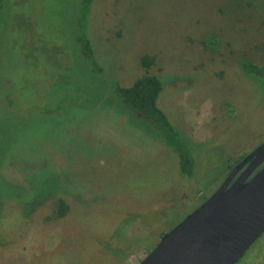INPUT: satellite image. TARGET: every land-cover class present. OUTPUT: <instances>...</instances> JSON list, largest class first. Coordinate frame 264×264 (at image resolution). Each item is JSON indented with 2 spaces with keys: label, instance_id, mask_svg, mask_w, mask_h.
<instances>
[{
  "label": "rangeland",
  "instance_id": "374dc122",
  "mask_svg": "<svg viewBox=\"0 0 264 264\" xmlns=\"http://www.w3.org/2000/svg\"><path fill=\"white\" fill-rule=\"evenodd\" d=\"M79 1L0 0L2 264H138L264 142V79L241 68L264 65V0H93L101 72L76 41ZM144 53L191 176L110 88L147 72ZM55 189L70 211L46 219ZM235 264H264V232Z\"/></svg>",
  "mask_w": 264,
  "mask_h": 264
},
{
  "label": "water",
  "instance_id": "95a60500",
  "mask_svg": "<svg viewBox=\"0 0 264 264\" xmlns=\"http://www.w3.org/2000/svg\"><path fill=\"white\" fill-rule=\"evenodd\" d=\"M262 162L264 142L138 264H235L264 232V165L248 179Z\"/></svg>",
  "mask_w": 264,
  "mask_h": 264
},
{
  "label": "trees",
  "instance_id": "16d2710c",
  "mask_svg": "<svg viewBox=\"0 0 264 264\" xmlns=\"http://www.w3.org/2000/svg\"><path fill=\"white\" fill-rule=\"evenodd\" d=\"M92 1L93 0L79 1L76 20V25L78 27L76 41L80 46L81 54L89 60L92 68L94 67L96 71L101 72L102 68L94 56L93 43L88 33L90 22L89 14ZM155 62V55L148 53L142 54L141 64L146 68L147 72L136 78L131 85L127 86L121 85L118 81L114 80L110 84V88L114 90L121 104L136 115L145 118L158 131L164 142L178 155L181 174L184 176H191L195 164L191 146L171 123L168 116L162 108L159 107L157 102L158 96L163 89V82L159 76L148 72V69ZM241 68L246 74L256 79H264V65L262 64L244 59L241 61ZM60 190L61 189H55L54 193L46 200L52 207V212L46 219L62 218L70 211V203L66 200L65 194ZM54 195H56L55 198L53 197Z\"/></svg>",
  "mask_w": 264,
  "mask_h": 264
},
{
  "label": "flooded vegetation",
  "instance_id": "af4514ba",
  "mask_svg": "<svg viewBox=\"0 0 264 264\" xmlns=\"http://www.w3.org/2000/svg\"><path fill=\"white\" fill-rule=\"evenodd\" d=\"M249 163V162H248ZM247 163V164H248ZM247 164H245L238 172L237 174L234 176L233 180L247 167ZM264 165V162H262L261 164H259L248 176V179L254 175L255 172H257L262 166ZM25 249V248H24ZM150 252V251H149ZM148 254V253H147ZM2 264V263H0Z\"/></svg>",
  "mask_w": 264,
  "mask_h": 264
}]
</instances>
